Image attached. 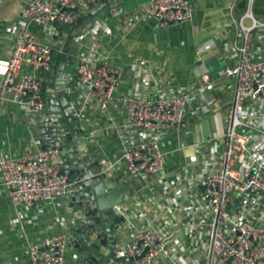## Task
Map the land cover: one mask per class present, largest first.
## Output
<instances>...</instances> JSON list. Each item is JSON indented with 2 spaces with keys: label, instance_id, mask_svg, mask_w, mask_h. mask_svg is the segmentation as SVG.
I'll list each match as a JSON object with an SVG mask.
<instances>
[{
  "label": "built area",
  "instance_id": "1",
  "mask_svg": "<svg viewBox=\"0 0 264 264\" xmlns=\"http://www.w3.org/2000/svg\"><path fill=\"white\" fill-rule=\"evenodd\" d=\"M89 2L30 0L22 9V17L50 36L54 22L75 25L77 16L88 11ZM253 5L254 0H245V18L252 19L253 24L247 29L242 21L237 23L242 33L241 42L235 47L238 59L221 73L236 79L221 157L213 169L187 182L192 187H202L201 192H196L203 205V216L198 218L200 242L193 247L187 244L186 227L173 219L168 205H142L127 202L125 197L111 207L113 216L124 222L117 226L115 258L108 264H264V60H255L253 55L255 31L264 32V23L255 19ZM144 13L165 28L191 20L194 8L189 0H152ZM80 37L76 35L73 42ZM88 49L89 54L77 60L76 74L85 96L105 112L114 99L119 72L101 61L96 40ZM53 52L51 44L44 43L30 30L21 32L11 56L0 59V110L5 103L12 102L25 106L33 117L44 112L42 75L51 67ZM146 80L152 81L153 76L148 75ZM200 82L208 84L209 75H203ZM188 102L185 95L134 96L127 101L124 127L140 133L139 138L126 145L122 156L131 179L152 176L154 181H164L162 139L185 127ZM74 115L77 116L76 109ZM57 156L56 150L20 158L0 154L2 190L14 207H32L69 193L68 179L61 175ZM113 168L114 165L104 163L103 175L109 178ZM182 192L181 188L178 197L182 198ZM234 197L242 202L239 210L232 207ZM255 211L262 219L260 222L252 218ZM68 250L66 235L47 238L30 248L29 264H67ZM123 258L131 261L116 260Z\"/></svg>",
  "mask_w": 264,
  "mask_h": 264
},
{
  "label": "crops",
  "instance_id": "2",
  "mask_svg": "<svg viewBox=\"0 0 264 264\" xmlns=\"http://www.w3.org/2000/svg\"><path fill=\"white\" fill-rule=\"evenodd\" d=\"M28 1L0 0V59L11 56L15 40L23 30H30L44 43H53L42 27L23 19L22 9ZM151 1L125 0L124 13L101 20L77 34L81 36L73 42L77 59L88 55L90 43L96 40L101 61L119 72V82L105 112L99 111L85 96L82 87L73 104L78 121L87 128L91 157L114 165L108 176L121 185L126 201L168 205L173 219L186 227L185 239L193 247L202 236L199 219L203 216V205L196 193L202 187H192L187 182L213 169L221 157L222 138L236 89V79L221 73L233 67L238 59L235 47L241 42L242 33L237 23L242 21L249 29L253 21L245 18V0H189L194 8L193 18L162 28L156 20L144 16ZM253 15L264 23V0H254ZM253 55L255 60H264L263 31H255ZM205 74L210 82L201 84ZM148 75L153 76L150 82L146 80ZM160 95L188 97L185 127L167 133L162 139L164 181H154L152 176L133 180L122 156L126 145L139 138L140 133L124 127L127 101L134 96ZM35 123L36 118L25 106L5 103L0 110V154L20 158L42 151ZM181 188L182 198L178 197ZM2 189L0 182V264H29L33 245L65 235L64 205L58 199L32 207H14ZM234 199L232 207L239 210L242 202ZM245 208L251 210V206ZM251 214L254 222L262 220L256 211ZM66 259L67 264H74L70 250Z\"/></svg>",
  "mask_w": 264,
  "mask_h": 264
},
{
  "label": "water",
  "instance_id": "3",
  "mask_svg": "<svg viewBox=\"0 0 264 264\" xmlns=\"http://www.w3.org/2000/svg\"><path fill=\"white\" fill-rule=\"evenodd\" d=\"M124 2L90 0L87 14L78 15L75 25L54 22L50 33L54 52L51 67L43 76L46 108L35 117L34 131L42 151L58 152L56 163L68 179L69 193L61 198L62 218L74 264H108L115 258L116 229L124 219L114 217L111 207L120 204L126 195L119 183L103 175L102 162L91 157L87 128L74 115L80 82L74 73L78 53L73 38L101 20L124 13ZM77 24L82 25L75 28Z\"/></svg>",
  "mask_w": 264,
  "mask_h": 264
}]
</instances>
